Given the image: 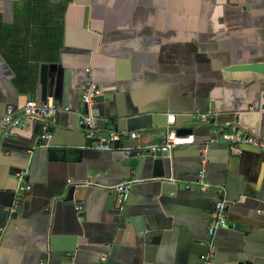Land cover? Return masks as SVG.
<instances>
[{
    "label": "crops",
    "instance_id": "obj_1",
    "mask_svg": "<svg viewBox=\"0 0 264 264\" xmlns=\"http://www.w3.org/2000/svg\"><path fill=\"white\" fill-rule=\"evenodd\" d=\"M28 99L71 111L0 131V264H204L219 200L210 264H264V150L225 140L264 138V0H0V118Z\"/></svg>",
    "mask_w": 264,
    "mask_h": 264
},
{
    "label": "built area",
    "instance_id": "obj_2",
    "mask_svg": "<svg viewBox=\"0 0 264 264\" xmlns=\"http://www.w3.org/2000/svg\"><path fill=\"white\" fill-rule=\"evenodd\" d=\"M86 73L88 74L87 80L85 82V86L81 95L82 103L87 105H91L94 99L100 94L101 88L100 86L94 82L90 75V68H86ZM60 111L70 112V108H59L58 106L53 105L49 102H36L35 100L28 99L25 104L20 108H15L12 105H7L3 116L0 118V131L6 133L11 127H22L26 126L33 121H42L44 123V127L42 133L39 138V143L42 146H46L49 144L52 134L47 127L46 123L53 119V117ZM79 115V125L85 126L88 129V133L90 135L94 134L96 131V116L91 112L78 113ZM200 119L208 124H214V121L211 122L209 114H202ZM140 134L138 132H131V138H139ZM225 140L231 151L234 153H241V145H249L253 148L264 150V138H260L255 134L247 133L243 134L236 128H232L230 132L225 135ZM115 141V135L111 134L107 140L101 142L95 146L97 149L109 150L113 148V143ZM211 141L215 142L216 139H212ZM173 146V143L166 142L165 144H152L144 149H148L150 152H164L169 150ZM124 155L127 157L131 154L134 149L123 147ZM25 175L24 171H19L16 174V178L18 181L22 180ZM196 183L199 186H205V169L204 167L200 168L196 175ZM189 186L186 185V188ZM27 189L30 187L27 186ZM117 193L116 203L120 207L128 192V185L121 184L115 188ZM77 210H82V205L76 206ZM226 201L219 200L214 204L213 210L210 214V219L207 227L208 237L211 241L208 245V252L204 256V264L211 263V257L214 252L213 247V238L219 228L225 225L226 216ZM14 211V208H13Z\"/></svg>",
    "mask_w": 264,
    "mask_h": 264
},
{
    "label": "water",
    "instance_id": "obj_3",
    "mask_svg": "<svg viewBox=\"0 0 264 264\" xmlns=\"http://www.w3.org/2000/svg\"><path fill=\"white\" fill-rule=\"evenodd\" d=\"M54 65H42V68H41V73H42V77H41V84H42V92H43V95L45 94L46 92V79H47V71L48 70H52L54 69ZM211 122H213V120H211ZM209 126L211 125L208 124ZM184 131H191V129H187V130H184V129H178L177 130V133H182ZM138 151L141 152L140 154H142L144 151L146 154H151V156L154 157V166L156 169H160L163 165V153L160 152V151H156V152H150L148 149H144V148H138ZM132 153V152H131ZM131 221H137V219L135 218H131Z\"/></svg>",
    "mask_w": 264,
    "mask_h": 264
}]
</instances>
